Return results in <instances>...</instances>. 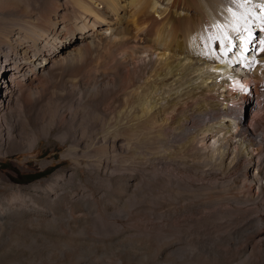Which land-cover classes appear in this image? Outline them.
<instances>
[{
  "label": "bare ground",
  "instance_id": "1",
  "mask_svg": "<svg viewBox=\"0 0 264 264\" xmlns=\"http://www.w3.org/2000/svg\"><path fill=\"white\" fill-rule=\"evenodd\" d=\"M42 139L27 264H264V0H0V155Z\"/></svg>",
  "mask_w": 264,
  "mask_h": 264
},
{
  "label": "rangeland",
  "instance_id": "2",
  "mask_svg": "<svg viewBox=\"0 0 264 264\" xmlns=\"http://www.w3.org/2000/svg\"><path fill=\"white\" fill-rule=\"evenodd\" d=\"M63 150H64V145L61 144L60 142H54V141L49 142L45 139H42L39 146H37L36 148H34L32 150H21V151L15 152V153H10V154L5 155V156L0 155V182H1L0 183V190L1 189L2 190L7 189L8 185H12V184H21L22 185V184H27L29 182H33V181L38 180V179L45 178V177L49 176V174L53 170H55L57 167L68 166L70 164L69 161H67V160L59 161V158L61 156V151H63ZM47 158L53 160V163L47 167H44L40 164V161L47 159ZM4 195H2L0 197V198H2V199H0V201H1L0 204L2 203L0 205V216L2 217V219L0 218V240L3 242V245L0 244V250H1L0 253L2 252L0 254V256H1L0 257V264H2V263L5 264V262L7 264H12V263L16 264L17 259H18V261H20V262H17V264H23L24 262H25L24 264H27V261H26L27 260V257H26L27 251L26 250L28 248L27 244L29 243L30 237H31V235L29 236V234H28L29 232H26V231H28V228L26 227L27 226V222H26L27 216H25L26 213L22 210V208H20V209L19 208L18 209H15V208L11 209V207L9 208V206L7 204L10 200L9 198H11V195H8V194H4ZM4 202H6V203L4 204ZM5 207L6 208L8 207L10 209V211H9V209L6 210ZM16 210H19V211H16ZM4 212H6L7 214ZM22 215H24V216H22ZM23 217H26V218L23 219ZM4 218H6V219H4ZM9 218H11V219H9ZM16 219H18V220H16ZM22 219H23V221H22ZM13 220H15L14 221L15 223L13 222ZM19 220H21V221L19 222ZM24 222H26V223H24ZM18 225H20V226H18ZM5 235H7V236H5ZM27 236H29V237H27ZM14 237H16V239ZM39 237H36V238L39 240L40 239ZM10 239H11V241L13 240L15 243L11 242ZM2 242H0V243H2ZM9 244H11V245L9 246ZM16 244H18L20 246V248H18L19 246ZM13 248L14 249L16 248L15 250H17V252ZM25 248H26V250H25ZM4 249L6 250V253H5ZM8 250L10 251V253ZM21 251H23V252L21 253ZM23 253H26V254H23ZM4 255H6V256H4ZM7 256H8V258L12 257V259H6ZM13 258H14V260H13ZM10 260H13V261H10ZM21 262H23V263H21Z\"/></svg>",
  "mask_w": 264,
  "mask_h": 264
}]
</instances>
